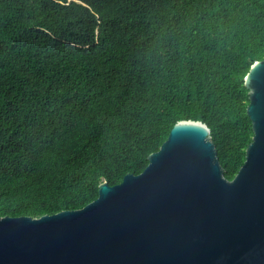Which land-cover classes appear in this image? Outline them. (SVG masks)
<instances>
[{"label": "trees", "instance_id": "trees-1", "mask_svg": "<svg viewBox=\"0 0 264 264\" xmlns=\"http://www.w3.org/2000/svg\"><path fill=\"white\" fill-rule=\"evenodd\" d=\"M262 60L264 0H0V218L86 207L180 121L233 180Z\"/></svg>", "mask_w": 264, "mask_h": 264}, {"label": "water", "instance_id": "water-1", "mask_svg": "<svg viewBox=\"0 0 264 264\" xmlns=\"http://www.w3.org/2000/svg\"><path fill=\"white\" fill-rule=\"evenodd\" d=\"M245 86L254 136L233 180L211 129L180 121L143 173L86 207L0 218V264H264V60Z\"/></svg>", "mask_w": 264, "mask_h": 264}]
</instances>
